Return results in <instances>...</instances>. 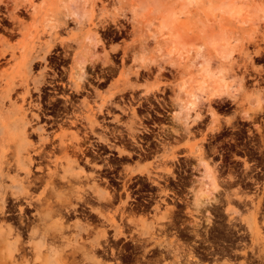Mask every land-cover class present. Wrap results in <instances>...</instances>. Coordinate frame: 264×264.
Segmentation results:
<instances>
[{
  "label": "rangeland",
  "instance_id": "1",
  "mask_svg": "<svg viewBox=\"0 0 264 264\" xmlns=\"http://www.w3.org/2000/svg\"><path fill=\"white\" fill-rule=\"evenodd\" d=\"M224 7L239 14H226ZM171 15L172 30H162L163 17ZM76 79L87 80L84 90L70 87ZM51 80L67 86L43 91ZM39 105L46 116L64 117L69 107L85 118L64 130L48 128L66 141L78 132L84 136L86 118L93 115L95 131L87 144L98 142L99 150L90 153L88 167L85 160L81 166L89 173L110 160L127 187L116 192L108 210L113 256L100 249L93 261L83 259L106 226L82 205L78 213L63 212V229L43 235L38 258L29 249L30 264L48 258L64 264L65 254L75 251L71 264L198 263L194 258L264 264V0H0V192L25 177L13 164L39 142L38 135L23 131L37 126L30 120ZM104 137L116 145L107 150L109 157ZM140 145L150 153L134 154ZM58 152L53 159L62 164ZM74 181L58 186H86ZM42 186L31 193L41 195ZM91 197L93 207L103 206ZM134 199L150 204L132 207ZM14 203L7 224L20 229L18 206L27 204ZM30 209L33 226L60 221H42ZM23 235L25 242L39 240L35 233ZM231 248L238 258L224 260ZM210 252L222 257L210 258ZM0 264H9L3 255Z\"/></svg>",
  "mask_w": 264,
  "mask_h": 264
},
{
  "label": "bare ground",
  "instance_id": "2",
  "mask_svg": "<svg viewBox=\"0 0 264 264\" xmlns=\"http://www.w3.org/2000/svg\"><path fill=\"white\" fill-rule=\"evenodd\" d=\"M235 9L236 8H234V7H224V12L226 14L233 16V17H236L239 13ZM171 17H172V15L170 17H167V16L163 17V20L161 22L162 30H164V29L172 30L171 28L173 27L174 19ZM84 81H85L84 79L73 80L70 83V87L73 90H75L76 92H79V91H81V89H83L84 84L86 85V83H84ZM37 82L38 83H44L41 80H39ZM59 85L67 86V83H64L61 81L51 80L49 82L47 81L45 87L43 89L42 88L41 89L44 91L46 87H51L54 90L56 88V86H59ZM219 89H221V88H218V90ZM25 93L30 94L29 86H26ZM25 101H26V97H24V102ZM71 104L72 103H70V105ZM74 106L75 105L73 104V106H71V107L73 108ZM68 108L69 107H67L65 109V105H64L63 109H65V112L62 113L64 115V117H63V119L61 118L62 119L61 123H56L58 118L56 121H54L55 120L53 118L54 116L53 117L48 116V115L46 116V113L44 112V110L42 111V109H43L42 106L39 105L38 110H41V111H39L40 113L33 114V117L30 120L31 122H35L37 126H32L30 129L31 130L30 133H29V128L28 129L25 127L23 128L24 133L28 134L29 136L38 135L39 142L37 145L32 144V149H29L28 153L25 154V152H24L21 157L16 158L14 161L13 166L16 165L17 171H24L25 177L21 178L20 182H18L17 184L12 183L9 186V189L3 190L2 192H0V220L3 221L2 227H5V230L0 231V256L3 255V258L9 264H30L29 258L27 257L28 253H29V249L31 250L34 257L38 258L39 255L41 254L42 248H43V244H41L39 242L43 239V235L46 234V232H50L52 227H54V229H56L58 231L63 229L64 228L63 227L64 224L62 221L63 220V212L66 211L68 214L78 213V211L80 210L79 207H81L82 205H86L87 207H90L91 212H93L94 214H96L97 217L102 219L101 221L106 226L105 229H103V231L98 236H96L94 240H92V242L90 244V249L88 251L85 250L82 252L83 259L88 260V261H93L96 258L98 250H100V249L103 250L106 255L109 254L108 251L111 248V239H110L111 238V234H110L111 232L110 231H111V229L114 228L113 227L114 224L111 222L112 215L108 211L110 206L112 205V203L114 201V195H115V193L113 194V192H112V189H113L112 183L113 182H111V179H110V177L112 176L111 172L113 170V166L109 161L106 160L102 165L95 166L96 169H94V171L89 172V173L86 172L85 168L81 166L82 165L81 163L84 160H85L84 161L85 165L86 164L88 165L91 163L92 159L90 156H92V155H90V153L93 151V149L96 152L99 150V148L96 144L98 142L94 143L93 141H90V143L87 144V141H89V140H87V138H90V132L94 133V131H95V119H94L93 115L86 118L88 124L86 123V125H84V128H85L84 136H80L82 134V132H81V134H80V132H78L76 134H73L71 139H67V141H66L64 139L67 137L66 135L52 134L51 132L48 131V128L53 129V127H58L61 130H64L66 126L67 127H72V126L75 127V126H77L78 123L80 124L81 120L82 121L85 120L84 117L76 114L74 111L71 112V110H69ZM79 109H80V107H79ZM45 111H46V109H45ZM61 111H60V113H61ZM55 117H57V116H55ZM97 117L98 116H96V118ZM43 118H46L48 121H46V123L43 126H38L40 124V121L43 120ZM50 120H52L53 122L50 123ZM77 129H79V128H77ZM101 132H104V131H101ZM101 132H100V134H101ZM111 135H112L111 137H114L115 139L120 138L119 136H116L114 133H112ZM121 136H123V135H121ZM124 136H126V135H124ZM111 137H104L101 140V141H103V144L105 146L104 147L105 153H108L107 150L112 151L116 147V145L113 144ZM120 140H121V138H120ZM122 140H125V139H123V137H122ZM58 151L62 152V154H63L62 158H64V160H65L62 164L53 159L55 157L56 153H59ZM104 152L101 151V154ZM98 153H100V152H98ZM109 155H111V153L107 154V156H109ZM10 158L12 159V157H10ZM98 159H99V157H98ZM48 163L54 164V166H55L54 169H52V167L50 168V164H48ZM37 171H39V173H41V174L37 175L36 174ZM115 171H116V168H115ZM46 172H47L46 175L48 176V178H45L46 176H44V174ZM9 173H10V169H9ZM117 175H119V174H117ZM17 176H18V174H17ZM120 178H118V179H120ZM162 178H164V177H162ZM73 180H75L74 182L86 181V186L85 187L77 186L76 188L73 187L71 189L70 188L69 189L68 188L63 189V188H60L58 186V184H60L62 182H65V184L69 183V185L71 184V186H72L71 182ZM123 180H125V179H123ZM101 182H104L103 190H101ZM40 184H42L44 186V191L41 193V195L35 196L34 194L31 193L32 191H30V189H32V187L36 188L38 185L40 186ZM13 188H17V189L19 188V189L17 191H13ZM48 190L50 191L49 194L47 193ZM91 195L94 197L93 198L94 201H97L99 204H101L103 206L98 207V208L93 207L91 205L92 204L91 203L92 202L91 201L92 200ZM23 200H25L27 207H23L22 205H20V206L17 205L19 213H20V218H19L20 221L19 222L21 224L20 229H18L19 227L17 228V226L14 227V226L8 225L7 221L13 218V210L14 209L12 208L11 203H14V201L20 202ZM57 205L60 207L57 208L56 207ZM32 207H33V209L34 208L36 209V213H37V215L40 216L42 221H46V220H49V219L57 216V217H60L59 223H55V224L49 225V226H47L45 224L33 226L32 223L30 222L31 220L30 219H29L30 221L27 220L28 216L26 215L27 209L28 208L30 209ZM91 217H92V215H91ZM91 219H93V218H91ZM99 223H100V221H99ZM91 227H92V225L88 223L85 226L84 230L89 232L92 229ZM26 232L27 233L28 232L29 233H35L38 236L39 240H36L33 243L32 242H30V243L25 242V239H23V236H24L23 233H26ZM101 240H104V243H102ZM76 252L77 251L74 252V255ZM176 252H179V251H176ZM174 254H176V253H173V255ZM74 255L70 254L69 257H71V256L73 257ZM64 257H65V260H67V261H68V259L71 260V258H72V257L69 258L67 254H65ZM181 257L182 256L177 253L176 259L178 261L183 258V257L182 258ZM192 258H194V256H191V258H188V259L190 260ZM49 261L50 260L48 258L45 261V264H50ZM62 261H63V259H62ZM67 261H65V263H68V264L74 263V262H69V261L67 262ZM56 264H58V263H56ZM196 264H198V263H196Z\"/></svg>",
  "mask_w": 264,
  "mask_h": 264
},
{
  "label": "flooded vegetation",
  "instance_id": "3",
  "mask_svg": "<svg viewBox=\"0 0 264 264\" xmlns=\"http://www.w3.org/2000/svg\"><path fill=\"white\" fill-rule=\"evenodd\" d=\"M51 117H53V116H51ZM55 120L54 121H56L57 120V118H58V120L57 121H59V120H62L63 119V116L62 117H53ZM62 118V119H61ZM50 121H52V120H50ZM53 122V121H52ZM52 122H50V123H52ZM56 123H58V122H56ZM147 153H150V149H149V147H148V145H145L144 147H143V145H140V148H138L136 151H134V154H136V155H138L139 157H142L143 156V154H147ZM111 155H113L112 153H111ZM111 155H109V156H111ZM128 155L131 157L132 156V153L131 152H129L128 153ZM109 156H107L106 155V157H109ZM106 161V160H105ZM107 161H109L110 162V160H107ZM111 163V162H110ZM112 166H113V170H112V172H111V177H110V179H111V182H113L112 183V185H113V189H112V192H113V194L115 193L116 194V192L118 191V193L119 194H121L122 192H124L125 190H126V182H125V180H123L122 178H123V176H122V170H118L117 169V165H115L114 166V164H112ZM115 168H116V171H115ZM116 172V173H115ZM119 172V173H118ZM114 173V174H113ZM117 174H119V175H117ZM121 177V178H120ZM118 178H120V179H118ZM118 179V180H117ZM117 182H119V183H121V184H119V187H122V189L121 190H118V187H116L115 186V183H117ZM155 184H158L157 182H155ZM123 185V186H122ZM138 189V187L137 188H135L134 190H137ZM115 190V191H114ZM126 192V191H125ZM177 192H180V190H177ZM137 196H139V195H137ZM114 199H115V195H114ZM135 200V203H132L131 204V206L132 207H137V208H139V209H143V208H145V207H147V204L149 205L150 204V201H148V200H145L144 201V203H139V201L137 200V199H134ZM150 200V199H149ZM113 205V204H112ZM154 207V205H151V208H153ZM181 227H183V226H181ZM163 228H165V226H163ZM111 230H115V228L114 229H111ZM185 232H189L190 234L191 233H197V231L196 230H194V231H191V230H188V231H185ZM111 234V233H110ZM112 237H113V235L111 234V240H112ZM113 249V248H112ZM231 252H228L227 254L228 255H226V256H223V259L225 260V259H227V258H230L229 256H235V258H238V255H239V251H237V250H234V249H232L231 248ZM112 254H114V251L112 250V251H110L109 252V254L107 255L108 257H110V256H113ZM206 255H208V254H206ZM222 257V255H219V253L218 252H210V254H209V257L210 258H217V257ZM208 257V256H207ZM194 260H197L198 261V263L199 264H214V262L213 261H210V262H202V261H200V259H198V258H194Z\"/></svg>",
  "mask_w": 264,
  "mask_h": 264
},
{
  "label": "crops",
  "instance_id": "4",
  "mask_svg": "<svg viewBox=\"0 0 264 264\" xmlns=\"http://www.w3.org/2000/svg\"><path fill=\"white\" fill-rule=\"evenodd\" d=\"M161 26V25H160Z\"/></svg>",
  "mask_w": 264,
  "mask_h": 264
}]
</instances>
